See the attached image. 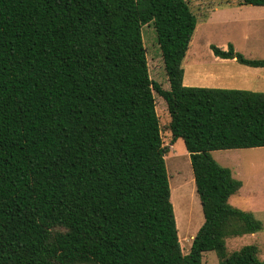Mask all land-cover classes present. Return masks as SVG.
<instances>
[{"label": "trees", "instance_id": "trees-1", "mask_svg": "<svg viewBox=\"0 0 264 264\" xmlns=\"http://www.w3.org/2000/svg\"><path fill=\"white\" fill-rule=\"evenodd\" d=\"M264 6V0H241ZM153 24L170 88L151 77ZM188 0H0V264H264L263 230L212 151L264 147V92L187 86ZM221 58H247L212 45ZM156 91L190 153L205 216L185 254Z\"/></svg>", "mask_w": 264, "mask_h": 264}, {"label": "rangeland", "instance_id": "rangeland-1", "mask_svg": "<svg viewBox=\"0 0 264 264\" xmlns=\"http://www.w3.org/2000/svg\"><path fill=\"white\" fill-rule=\"evenodd\" d=\"M198 17L190 48L183 60L184 83L187 86L211 88H235L264 92V83L253 78L244 80L239 74L251 67L240 62L223 64L215 59L212 45L227 50L233 44L236 51L255 58H264V6L244 4L241 0H188ZM143 38L151 77L163 88H170L153 24L143 26ZM233 69V72L230 70ZM233 75H232V74ZM232 77V81L226 78ZM255 79V76H254ZM158 114L161 120L165 146L169 152L166 163L171 186V200L174 206L179 237L185 254L190 252L192 242L205 221L200 196L197 191L190 153L184 140L173 142L169 127L170 115L163 97L154 91ZM222 165L232 169L236 178L244 185L231 198L239 208L252 211L263 223V230L229 237V252L241 249L247 244H256L264 259V147L245 149H222L212 151ZM202 264H220L217 252L203 253Z\"/></svg>", "mask_w": 264, "mask_h": 264}, {"label": "crops", "instance_id": "crops-1", "mask_svg": "<svg viewBox=\"0 0 264 264\" xmlns=\"http://www.w3.org/2000/svg\"><path fill=\"white\" fill-rule=\"evenodd\" d=\"M245 56L247 58H255V57H251L249 55H245ZM215 59L220 61L223 64H230V65H234V63L239 62L236 58H221L219 56H215ZM261 59H264V58H261ZM243 65H245V64H243ZM249 67H251L250 70H245L244 69V70L240 71L239 74L241 75V77L244 80H247L249 78H253V80L256 81L255 83L263 84L264 83V67H252V66H249ZM230 72H233V69H231ZM254 76H255V79H254ZM226 79L231 82L233 78L232 77H227ZM230 201H231V199H230Z\"/></svg>", "mask_w": 264, "mask_h": 264}]
</instances>
